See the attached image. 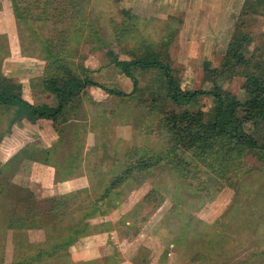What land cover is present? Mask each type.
I'll return each mask as SVG.
<instances>
[{
	"label": "rangeland",
	"instance_id": "rangeland-1",
	"mask_svg": "<svg viewBox=\"0 0 264 264\" xmlns=\"http://www.w3.org/2000/svg\"><path fill=\"white\" fill-rule=\"evenodd\" d=\"M132 1L50 0L47 15L44 1L24 0L20 20L0 21V78L27 102L55 105V89L75 90L84 78L96 83L73 97L57 121L32 117L17 104L0 105V264H129L130 259L133 264H264V162L224 137L197 151L173 145L165 113L184 107L208 113L214 99L200 94L176 107L164 96L159 71L131 67L133 80L114 61L156 51L178 79L181 97L208 90L212 84L203 67L224 60L240 0L232 1L234 11L213 9L219 21L203 20L198 4L199 16L177 7L176 15L165 17L159 0H149L152 6L148 0L137 6ZM247 24L254 35L251 48L263 50L264 16ZM241 83L240 77H225L222 88L244 101ZM258 113L243 106L236 115L259 141L252 119ZM83 154L89 157L95 202L81 192L55 212L51 202L20 184L40 173L32 166L17 170L23 159L56 162L64 171L66 159L77 162ZM139 162L150 168L140 169ZM122 174L108 193L101 192ZM136 187L143 196L141 216L150 227L143 247L121 254L108 235H90L114 222L120 239L131 241L121 223H134L138 213L111 209ZM100 192L102 205L111 210L103 212L107 220L92 211ZM75 231L80 233L67 245ZM151 252H162L161 258L153 259ZM149 255L154 262L144 261Z\"/></svg>",
	"mask_w": 264,
	"mask_h": 264
},
{
	"label": "trees",
	"instance_id": "trees-1",
	"mask_svg": "<svg viewBox=\"0 0 264 264\" xmlns=\"http://www.w3.org/2000/svg\"><path fill=\"white\" fill-rule=\"evenodd\" d=\"M43 1L44 9L42 11L48 15L50 14V10L47 11L46 8L50 0H37V2ZM21 3H24V0H11L12 9L17 20L22 18L20 12ZM254 16H264V0H242L237 21L234 24L224 52V60L216 67H211L208 62H205L206 65L203 67L206 78L212 84L211 87L208 90H193L184 96L185 98L181 97L183 94H181L178 79L173 74L169 64L162 61L158 52L149 50L130 60H114L122 72L132 77V79L131 67L151 68L159 71L161 89L164 96L176 107L190 104L200 94H209L214 99V104L208 113H203L200 110L189 111L185 107L181 111L172 110L165 113L167 114V120L164 119V123L166 121L167 131L170 133L173 145L190 149L194 148L197 151L204 149L216 138L224 137L230 144L238 148L254 151L256 156L264 162V127L259 124L260 122H264V49L261 50V47L254 46L251 48L254 35L249 30L247 22L253 19ZM225 77L242 78L240 87L246 96L244 101L239 100L234 93L222 88V82ZM3 79L4 77L0 78V105L17 104L26 109L32 117L50 119L52 121H57L63 115L72 98L77 96L87 84H96L84 78L75 90L59 87L53 91L56 104L49 105L44 102L38 104L27 102L18 92L10 88L9 84L2 83ZM112 93L118 94L120 91L113 90ZM243 106L256 107L259 110V113L252 117L257 127L256 130L261 133V140L259 141L251 134L246 133L242 124L237 119V111ZM74 159L71 157L66 159L65 162L69 165L64 163L63 168L65 170L62 171L61 168L60 172H65L64 175L72 172V170L68 171L67 169L69 166L73 168L78 165L79 159L77 162ZM136 164L139 165L140 169H148L151 165L148 162ZM122 179H124V174L116 175L109 182L110 184L108 183L105 187L104 192L108 193L110 190L109 186H113L114 182H119ZM81 192H84V190L80 189L66 194L53 195L45 197L44 200L51 202L49 203V209L57 212L60 209L59 204L62 201L66 199L71 201L75 194ZM98 200H102L101 195ZM70 205L66 204V207L69 208ZM61 207L65 208V204ZM84 223L86 225L89 224L85 220ZM79 233L75 231L72 235L70 234L66 244L70 245ZM16 264H21V262H17Z\"/></svg>",
	"mask_w": 264,
	"mask_h": 264
},
{
	"label": "crops",
	"instance_id": "crops-1",
	"mask_svg": "<svg viewBox=\"0 0 264 264\" xmlns=\"http://www.w3.org/2000/svg\"><path fill=\"white\" fill-rule=\"evenodd\" d=\"M192 1L193 0H174V1L170 0V3L168 4L166 2V0H164V1L159 0V2H157V3H159L158 5L164 6V8L166 9V12H164L165 17L176 15L178 13V12H175V11H177V7H179L178 11H184L185 9H187L189 15H193V13L191 14V10L196 11L195 13H197V15L199 16L200 15V11H199L200 7L198 9H195L194 7L196 6V4H198L199 6L202 5L201 10L203 9V11L205 12L203 20H207L206 18H210V19H213V21H216V20L219 21L220 19H218V18L214 20V14L211 11L213 9H218L217 10V12H218L220 5H221V7H226V11H228V9H230L231 11H234L232 8V1L233 0H224V3L221 2L223 0H194L195 1L194 3ZM198 1H199V3H198ZM154 3L155 2L148 0V5L152 6ZM240 3H242V0H240ZM131 4H132V6L133 5L137 6L138 4H140V2H138V0H137V2H135L133 0ZM212 4H213V6L211 7ZM223 4H225V5L223 6ZM239 6H241V4H239ZM209 15H211V17H209ZM188 17H190V16H187V21H188ZM14 18L15 17H14V12H13V9L11 6V0H0V21H2L4 19V20H7L8 22H11L12 20H14ZM40 120H47V119H41L40 118ZM85 144L86 145H84L83 147L86 149L87 143H85ZM23 160L20 163L19 168H17V170L18 169L22 170V166L23 167L24 166L25 167L32 166L35 169V171H38V173L40 172L39 175L35 176V178L32 179V181L27 180L26 182H23V183L18 182L21 185L31 189V194L34 195L36 198H37V196L38 197L40 196L43 199L45 197H49V196H53V195L66 194V193L73 192V191L80 190V189H83L84 192L91 199L93 198L91 196L92 195L91 194V190H92L91 186H92V180L93 179L91 176V170L89 169V167L91 165L89 162V157L86 156L85 154H83V156H81L79 158L78 165L76 167L70 168V166H69L68 169L66 168L68 171L72 170V172H70L66 175H64L65 172L64 173L60 172L62 165H60L56 162L27 160V161H29L27 163L26 159H23ZM67 164L68 163H66V165ZM16 172H18V171H15V173ZM48 186H51V188L53 189V192L50 193V195L48 193H47L48 195H46V192H44V189ZM141 186H144V185H141ZM104 189L105 188H103L101 192H103ZM133 191H134V193L132 192L131 195H130V193L126 194V196L123 197V200L116 204L118 206L117 209H111V210H115L117 212L118 211L123 212V210H126L125 212H136V213H138L137 221H135L134 223H131L130 225H128L125 222L121 223V225L123 226V229L128 231L130 234L133 235V238L131 239V241H130V239L128 241H123L120 239V236H119V233L117 230L119 228L115 227L114 222L112 223V226L110 228L95 231L90 235L94 238L101 237L103 234L108 235V238H111L114 241V242L112 241V243H113V245H115V247H117L118 251H120L121 254L124 253V254H128V255L132 254L131 251H133V253H134V251L138 250L139 247H143V245L146 244L144 235H145V233H146V235L148 234L147 229L150 227L149 221H145V218H142V216H141L142 210L140 209L141 207H139V198H142L143 196L140 194V187H136V189H133ZM149 191L150 190L148 189V192ZM101 192L98 196H100L102 194ZM137 194H138V200H135L134 198H136ZM139 194H140V196H139ZM133 195H134V198H133ZM93 201L95 202V200H93ZM96 201L97 202L95 203V205H93L92 211L100 217L99 219L107 220L108 217L104 216L103 212L105 210L108 214H110L111 210L109 211L108 207H106L105 205H102L103 203L101 200H98V197H97ZM99 203H101V205H99ZM83 207H87V206H83ZM98 216H97V218H98ZM101 217H103V218H101ZM86 219H87V217L85 218V221L89 222V220H86ZM99 219H96L95 221H98ZM92 223H94V222L91 221L90 224H92ZM115 241L118 244H116ZM146 247H148V246L146 245ZM145 251H147V249H145ZM148 253H150V252H148ZM161 253L162 252H160L156 256V254H153L151 252V255L152 254L154 255L153 259H155V257H157L156 259H158V258H161ZM147 257L148 258H146L144 256V261L150 260L151 262H154L153 260H151L150 255ZM142 260H143V258H142ZM122 262H125V260ZM128 263L133 264V262H131V259H130V262H128Z\"/></svg>",
	"mask_w": 264,
	"mask_h": 264
}]
</instances>
